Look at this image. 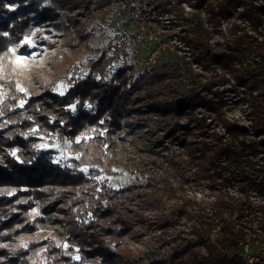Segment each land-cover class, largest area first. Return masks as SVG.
<instances>
[{"label": "trees", "instance_id": "16d2710c", "mask_svg": "<svg viewBox=\"0 0 264 264\" xmlns=\"http://www.w3.org/2000/svg\"><path fill=\"white\" fill-rule=\"evenodd\" d=\"M15 1L0 0V15L5 16L0 18V60L3 62L9 57L8 36L20 41L31 24L29 15L18 17L17 12L7 6V2L13 4ZM116 1L120 0H106L102 8ZM73 2L50 0L52 8L58 12L69 11ZM196 2L206 6L214 29L221 30L223 43L214 39V31L200 19L193 34L185 37L187 53L191 58L159 59L138 76L134 75L133 66L125 62L108 79V71L114 62L128 55V38L125 35L114 48L112 56L104 52L98 59L88 62L96 77L78 83L62 98L49 91L29 98L23 109L32 120L23 118L20 121L23 110L14 105L25 95L17 89L15 82L10 84L7 100L0 105V112L13 113L14 119L18 120L15 126L32 130L40 124L39 128L46 130L60 127V121L49 122L50 110H54L58 102L63 106L77 104L78 113L66 112L62 120H65L63 132L73 139L81 137L91 128L107 125L105 136L96 130L93 137L82 139L79 143L81 157L74 162L76 168L120 164L122 158L110 149L114 140L112 136L118 134L114 142L121 143L122 149L129 144L134 147V152L151 155L159 154V143L167 140L176 142L185 147L187 162L197 168L195 176L200 180H209L214 187H220V191L222 187L226 189V186L238 183L241 196H221L211 213H199L186 244L176 245L173 253H162L160 248H153L151 253L140 256L131 264H264V260L249 263L242 253V244L250 235L245 217L264 212L263 205H256L251 199L252 191L264 197V4L256 5L252 0ZM239 8L238 18L247 21L250 29L239 25L237 20L233 21L234 10ZM8 16L14 18L12 24ZM223 20L233 21L229 34L221 29ZM251 30L258 34H252ZM89 40V34L81 36V43L86 47ZM193 63L203 64V68H211L215 74L220 68L247 86L251 91L247 114L251 122L249 125L224 118L221 103L202 95L204 88L210 89V83L198 81L199 74L195 73ZM185 77L190 79V86L183 81ZM87 102L91 105L90 110L85 107ZM124 112L133 114L132 120L125 125L122 122ZM208 112H213L224 121L225 131L207 132L200 139L189 141L188 133L196 127L210 129ZM185 114L187 121L183 122L181 118ZM12 142L0 130V148L4 153L0 157V217L3 218L0 228L13 231L6 238L22 231L15 229L16 224L25 220L21 209H29L39 200L44 212L50 213L51 203L65 204L77 195L81 184L88 185L84 198L73 201L67 209L60 208L64 217L57 219L68 227L65 234L89 254L95 248L101 250L104 245L106 248L116 243L134 228L137 221L149 222L147 210L154 212L163 208L161 196L141 186L114 190L106 181L98 183L95 180L99 174L97 170H91L88 176L84 173L76 175L74 170L54 166L45 155H33L31 161L25 159L20 163L6 149L7 144ZM24 187L27 188L24 190ZM133 205L137 209H133ZM185 210L184 206L176 208L177 222H181ZM35 229L36 225L32 223L31 230ZM214 232H218L215 238ZM2 252L6 250L0 248V254ZM184 254L190 255L191 259L177 263L176 260ZM24 262L29 264L25 259Z\"/></svg>", "mask_w": 264, "mask_h": 264}, {"label": "rangeland", "instance_id": "374dc122", "mask_svg": "<svg viewBox=\"0 0 264 264\" xmlns=\"http://www.w3.org/2000/svg\"><path fill=\"white\" fill-rule=\"evenodd\" d=\"M105 1L74 0L71 9L63 12L54 10L50 0H17L13 4L7 2V6L17 12L18 17L29 15L31 24L28 33L20 41L8 36L9 57L6 62L0 60V105L7 100L10 84L15 82L17 89L25 95L14 105L23 110L20 121L23 118L32 120L31 115L23 109L29 98L40 96L46 91L62 98L78 83L96 77L88 62L98 59L104 52L112 56L114 48L125 35L128 38V55L114 62L108 71V79L125 62L133 66V73L138 76L159 59L191 58L187 53L185 37L193 34L200 19L214 31L215 40L224 42L221 30L214 29L209 19L206 6L196 0H120L102 8ZM213 1L218 3L221 0ZM252 1L256 5L264 4V0ZM240 10L241 8L234 10L233 21L237 20L239 25H246L250 29L247 21L238 18ZM3 17L5 16L0 15V18ZM8 17L12 24L14 18ZM232 22L223 20L221 29L224 33L229 34ZM251 33L258 34L254 30ZM87 34L90 35V40L86 47L81 43V36ZM202 65L193 63L195 73L199 74L198 81L202 84L210 83V89L204 88L202 95L221 103L224 118L249 125L251 122L247 114L251 91L246 85L237 82L233 74H225L220 68L217 70L218 74H215L211 68H203ZM183 81L190 86L189 78L185 77ZM85 107L91 109L89 102ZM50 111V124L60 121L61 128L44 130L39 128V124L28 130L15 126L18 120L14 119L13 113L0 112V130L5 132L7 139L13 141L7 144L8 153L20 163L25 159L31 161L34 156L45 155L54 166L62 170H74L76 175L84 173L88 176L91 170H97L99 174L95 180L98 183L106 181L114 190L141 186L144 190L160 195L163 208L154 212L147 210L149 222L137 221L134 228L116 243L107 245L106 248L104 245L101 250L95 248L89 254L83 252L72 237L65 234L68 227L57 219L64 217L60 208L67 209L73 201L84 198L88 185L81 184L77 195L72 196L65 204L51 203V214L44 212L39 200L31 208L21 209L25 220L16 224L15 229L22 231L12 237L6 238L12 234V230L0 228V248L7 252L0 254V264H26L24 259L29 264H131L140 256L151 253L153 248H160L162 253H173L176 245L187 243L199 213H211L221 196H241L238 183L226 186V189L222 187L220 191V187H214L209 180L197 178V168L187 162L185 147L168 140L158 144L159 154L151 155L134 152V147L129 144L122 149L121 143L114 142L118 136L115 134L112 136L114 140L111 141L110 149L122 158L120 164L76 168L74 162L81 157L78 145L82 139H90L96 130L105 136L108 126L99 125L73 139L63 132L65 120H62L66 112L76 115L78 105L63 106L58 102L55 109ZM208 114L210 129L207 131L206 128L196 127L188 133L189 141H196L207 132L213 134L225 131L224 121L213 112ZM122 115L123 125L132 120L133 114L124 112ZM181 119L186 122V114ZM3 155L0 148V157ZM99 190L98 188L97 191ZM251 195L252 201L256 205H263L264 210V197L256 191H252ZM180 206H184L186 210L181 222H177L175 211ZM134 207L133 205V209L136 208ZM2 221L3 218L0 217V225ZM244 221L250 234L242 244L244 257L249 263L264 260V212L247 216ZM32 223L36 225L35 230H31ZM216 235L218 232H214L213 237ZM21 252L24 254L21 255ZM190 259V255L184 254L176 261L184 263Z\"/></svg>", "mask_w": 264, "mask_h": 264}, {"label": "built area", "instance_id": "2783aa9c", "mask_svg": "<svg viewBox=\"0 0 264 264\" xmlns=\"http://www.w3.org/2000/svg\"><path fill=\"white\" fill-rule=\"evenodd\" d=\"M94 33V32H93Z\"/></svg>", "mask_w": 264, "mask_h": 264}]
</instances>
